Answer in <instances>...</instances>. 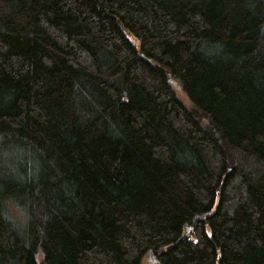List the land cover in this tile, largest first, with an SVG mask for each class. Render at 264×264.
I'll use <instances>...</instances> for the list:
<instances>
[{
  "label": "trees",
  "instance_id": "trees-1",
  "mask_svg": "<svg viewBox=\"0 0 264 264\" xmlns=\"http://www.w3.org/2000/svg\"><path fill=\"white\" fill-rule=\"evenodd\" d=\"M0 264H264V0H0Z\"/></svg>",
  "mask_w": 264,
  "mask_h": 264
},
{
  "label": "water",
  "instance_id": "water-1",
  "mask_svg": "<svg viewBox=\"0 0 264 264\" xmlns=\"http://www.w3.org/2000/svg\"><path fill=\"white\" fill-rule=\"evenodd\" d=\"M188 231H190V229H189V228L186 230V232H188ZM150 254H151V252H150Z\"/></svg>",
  "mask_w": 264,
  "mask_h": 264
}]
</instances>
